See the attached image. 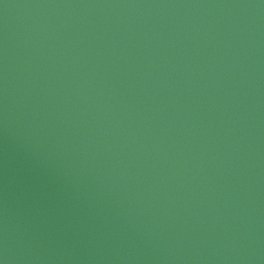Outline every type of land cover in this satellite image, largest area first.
<instances>
[{"label": "water", "instance_id": "1", "mask_svg": "<svg viewBox=\"0 0 264 264\" xmlns=\"http://www.w3.org/2000/svg\"><path fill=\"white\" fill-rule=\"evenodd\" d=\"M0 264H264V0H0Z\"/></svg>", "mask_w": 264, "mask_h": 264}]
</instances>
